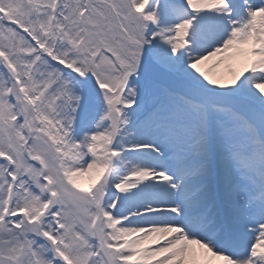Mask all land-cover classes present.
<instances>
[{"label":"snow or ice","instance_id":"obj_1","mask_svg":"<svg viewBox=\"0 0 264 264\" xmlns=\"http://www.w3.org/2000/svg\"><path fill=\"white\" fill-rule=\"evenodd\" d=\"M0 264H264V0H0Z\"/></svg>","mask_w":264,"mask_h":264}]
</instances>
